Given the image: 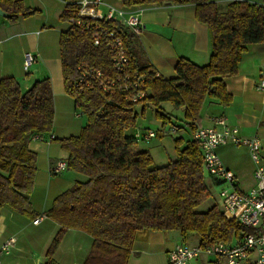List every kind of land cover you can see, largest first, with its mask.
Segmentation results:
<instances>
[{
	"label": "trees",
	"instance_id": "1",
	"mask_svg": "<svg viewBox=\"0 0 264 264\" xmlns=\"http://www.w3.org/2000/svg\"><path fill=\"white\" fill-rule=\"evenodd\" d=\"M79 1L66 0L63 20L76 16ZM116 1L126 8L163 3L194 5L196 20L208 29L209 60L198 65L180 57L176 76L150 80L145 97L137 103L128 102L120 93L107 94L92 84L71 96L75 110L86 117V123L79 135L62 139L50 136L54 101L49 78L36 80L25 90L15 78L0 80V210L8 207L25 216H36L30 202L37 170L36 153L29 148L33 140L49 136L67 152L66 169L84 176L56 196L46 213L59 230L47 250L45 264H59L53 254L67 229L81 230L92 237L82 264H127L134 236L142 230L194 234L200 245H230L234 238L251 231L228 217L218 204L205 212L197 211L220 182L206 173L201 147L193 137L185 144L182 137L174 139L175 157L157 165L148 151H136L132 129L138 115L148 107L155 109L163 125L170 121L160 111L162 103H169L183 109L185 125L194 133L207 99L227 105L231 97L224 79L238 73L247 45L264 43V3ZM0 8L10 20L36 13L21 0H0ZM100 24L123 40L132 68L155 71L138 57L137 37L127 28L112 21ZM59 50L66 91L77 80L79 65L112 71L107 48L94 47L89 30L72 26L62 32Z\"/></svg>",
	"mask_w": 264,
	"mask_h": 264
},
{
	"label": "crops",
	"instance_id": "2",
	"mask_svg": "<svg viewBox=\"0 0 264 264\" xmlns=\"http://www.w3.org/2000/svg\"><path fill=\"white\" fill-rule=\"evenodd\" d=\"M36 13L10 20L0 16V80L12 77L19 80L23 89L34 81L49 78L54 101L52 139L79 135L83 123L77 120L78 112L73 98L67 93L63 81L59 38L70 26L61 15L66 0H21ZM122 5L116 0H104ZM225 5L232 0H212ZM264 3V0H246ZM131 9L141 10L142 31L137 36L136 52L141 61L150 64L166 79L176 76L175 65L180 57L204 65L209 60L210 41L206 25L195 18L194 5L176 6L170 3L143 5ZM103 11L102 9H99ZM27 55L33 63L26 70ZM264 72V43L250 44L238 64V73L226 77L224 85L231 100L222 105L207 99L200 111L197 127H209L212 119L223 116L230 127L238 128L242 138L257 136L264 160V90L257 85ZM183 111V109H181ZM189 128L187 125L183 130ZM179 130V128H178ZM177 130V131H178ZM193 132L190 129V139ZM188 139V140H190ZM29 148L36 153V175L30 202L36 216L29 217L2 207L0 210V244L10 237L15 242L9 252L1 257V264H45L47 250L59 230V225L46 213L56 196L69 189L84 176L70 170L53 172L59 162H66L67 152L49 136L33 140ZM136 151L139 149L136 147ZM217 154L230 170L240 191L247 192L256 186L255 166L245 146L231 143L219 146ZM221 207V203H220ZM222 208V207H221ZM42 216L34 224L33 221ZM239 238H234L235 244ZM92 244V237L77 229H67L56 248L53 258L59 264H82ZM180 244L199 245L197 235L182 236L177 232H136L127 264H170L168 253ZM256 255L240 264H255ZM190 264H227L205 255Z\"/></svg>",
	"mask_w": 264,
	"mask_h": 264
},
{
	"label": "built area",
	"instance_id": "3",
	"mask_svg": "<svg viewBox=\"0 0 264 264\" xmlns=\"http://www.w3.org/2000/svg\"><path fill=\"white\" fill-rule=\"evenodd\" d=\"M79 6L76 16L67 19L69 26L91 31L92 45L107 48L112 71L108 73L104 69L79 65V76L67 93L76 96L79 91L96 84L107 94H122L128 102L141 101L145 97L146 84L161 75L156 70L152 72L132 68L123 40L113 30L100 24L105 21L115 22L137 37L143 28L141 10L110 4L104 0H80ZM33 60L31 55H27L24 63L26 70ZM257 89L264 90V72ZM177 130L178 127L173 126L172 131ZM238 132V128L227 125L223 116H217L212 119L211 126L196 127L193 138L201 147L206 173L220 182L219 199L223 212L251 231L230 245L223 242L209 245L180 244L168 253L170 264H190L202 255L225 260L227 264H240L252 253L256 255L255 264H264V160L258 137L242 138ZM134 136L137 142L147 143L156 137V133L151 130L136 131ZM229 143L245 146L255 166L256 186L247 192L238 190L234 174L223 165L217 154L219 146ZM66 167V162H59L52 171L59 172ZM41 219L42 216H39L33 223ZM14 242L15 238L10 237L0 244V264L1 257L9 252Z\"/></svg>",
	"mask_w": 264,
	"mask_h": 264
},
{
	"label": "rangeland",
	"instance_id": "4",
	"mask_svg": "<svg viewBox=\"0 0 264 264\" xmlns=\"http://www.w3.org/2000/svg\"><path fill=\"white\" fill-rule=\"evenodd\" d=\"M160 111L166 114L170 121L167 120L163 125L162 120L155 116V109L148 107L143 115H138L136 126L132 129V133L151 130L158 134L147 143L139 141L136 144L139 150L148 151L157 165L165 164L175 157L174 139L182 137L184 144L190 139V128L186 130L182 129L185 127V120L181 109H176L169 103H162ZM76 118L81 121L83 125L86 123V117L84 115H80ZM173 126L178 127L179 130L172 131ZM219 191V186L212 187L210 197L197 207V211L205 212L214 204L220 205Z\"/></svg>",
	"mask_w": 264,
	"mask_h": 264
},
{
	"label": "water",
	"instance_id": "5",
	"mask_svg": "<svg viewBox=\"0 0 264 264\" xmlns=\"http://www.w3.org/2000/svg\"><path fill=\"white\" fill-rule=\"evenodd\" d=\"M0 16L1 17H5L6 16V14L1 10V8H0Z\"/></svg>",
	"mask_w": 264,
	"mask_h": 264
}]
</instances>
